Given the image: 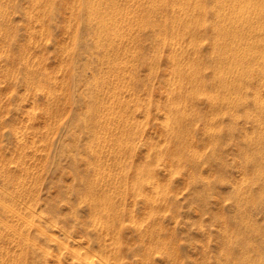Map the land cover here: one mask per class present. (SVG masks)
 Instances as JSON below:
<instances>
[{"label":"rangeland","instance_id":"obj_1","mask_svg":"<svg viewBox=\"0 0 264 264\" xmlns=\"http://www.w3.org/2000/svg\"><path fill=\"white\" fill-rule=\"evenodd\" d=\"M0 264H264V0H0Z\"/></svg>","mask_w":264,"mask_h":264},{"label":"bare ground","instance_id":"obj_2","mask_svg":"<svg viewBox=\"0 0 264 264\" xmlns=\"http://www.w3.org/2000/svg\"><path fill=\"white\" fill-rule=\"evenodd\" d=\"M186 5V4H185ZM135 9V8H134ZM151 13V12H150ZM197 19V18H196ZM180 27V26H179ZM187 34V33H186ZM220 89V88H219ZM173 114V113H172ZM184 123V122H183ZM243 259V258H242Z\"/></svg>","mask_w":264,"mask_h":264}]
</instances>
